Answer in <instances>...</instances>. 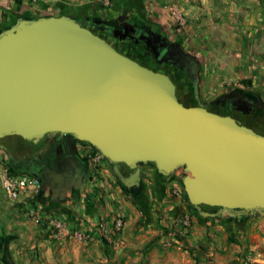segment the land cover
I'll use <instances>...</instances> for the list:
<instances>
[{
  "label": "crops",
  "instance_id": "0c3cea01",
  "mask_svg": "<svg viewBox=\"0 0 264 264\" xmlns=\"http://www.w3.org/2000/svg\"><path fill=\"white\" fill-rule=\"evenodd\" d=\"M5 1L9 0H0V5ZM45 1L23 2L28 19L55 11L52 16L118 29L142 26L145 21L153 29L169 21L156 0L146 7L145 15L141 0H105L104 4V0H49L47 11ZM177 2L188 23L171 37V43L174 46L177 41L195 61L197 89L214 95L233 93L239 89L237 83L245 81V102L252 99L264 106V0L256 7L245 6V0ZM3 17L0 8V32ZM0 147L7 153L0 154L5 164L41 181L36 203L43 213L61 218L73 231L92 234L89 242L55 238L47 223L28 217L22 204L5 195L0 181V236L16 237L9 245L14 264H195L188 249L199 245L207 252L198 264H229L237 256L242 264H264V211L244 215L221 209L213 214L200 212L206 218L200 222L180 188L182 168L166 174L154 163H142L139 176L126 180L107 159L100 170L87 157L90 164L83 174L71 166L64 170L57 166L39 175L31 170L29 159H24L31 154H13L5 145ZM44 160L40 156L37 163L44 165ZM1 169L0 165V173ZM190 216L187 226L184 220ZM117 217H123L125 227L119 242L106 246L99 228L104 220ZM178 233L182 241L176 239ZM1 258L0 254V264H4Z\"/></svg>",
  "mask_w": 264,
  "mask_h": 264
},
{
  "label": "water",
  "instance_id": "95a60500",
  "mask_svg": "<svg viewBox=\"0 0 264 264\" xmlns=\"http://www.w3.org/2000/svg\"><path fill=\"white\" fill-rule=\"evenodd\" d=\"M176 91L167 74L74 19L21 20L0 34V139L71 135L117 171L121 164L135 170L134 178L142 163L166 174L185 168L194 206L264 211V135L206 107H186Z\"/></svg>",
  "mask_w": 264,
  "mask_h": 264
},
{
  "label": "flooded vegetation",
  "instance_id": "af4514ba",
  "mask_svg": "<svg viewBox=\"0 0 264 264\" xmlns=\"http://www.w3.org/2000/svg\"><path fill=\"white\" fill-rule=\"evenodd\" d=\"M86 27L93 31L98 30V26L91 24H88ZM109 28L113 30H102V35H106L107 37L112 36L114 39L117 38L115 39L117 48H120L123 53L127 52L128 54L130 50L135 56V61L150 69L160 68L159 72L167 74L176 82L180 80L184 82L186 77L191 81L195 78L197 80V67L191 58L184 55L180 49L171 47L160 38H157L154 33L138 28H136V30L125 28L120 31L114 27ZM180 87L176 85V94L179 101L183 100L184 102H188L186 96L181 95L182 91ZM182 89L186 90L187 85L182 87ZM225 105L227 106L228 103H225ZM262 107L263 105L260 104L259 108ZM206 108L208 110H214L209 107ZM259 108L258 110L264 113V109ZM231 117L243 123L238 117L234 116V114H232ZM70 138V135L50 133L38 143L26 141L27 143L24 144L23 140L15 141L16 139L12 138L13 140H8L5 146L13 154H31L30 156L33 159L30 160H32L33 163L30 164V168L39 175H44L48 169L53 170V168L57 166L63 170L71 166L74 172L83 174L90 164L88 163L87 154H92V150H82V148H79L80 143L85 142H81L77 139L71 140ZM40 156L45 159L44 165L37 163Z\"/></svg>",
  "mask_w": 264,
  "mask_h": 264
},
{
  "label": "rangeland",
  "instance_id": "374dc122",
  "mask_svg": "<svg viewBox=\"0 0 264 264\" xmlns=\"http://www.w3.org/2000/svg\"><path fill=\"white\" fill-rule=\"evenodd\" d=\"M24 1H29V0H9V1L3 2L0 5V8L3 10V16H4L3 17L4 24L2 26V28L4 30H2L0 32V34L4 33L6 31V29H8L9 27L13 28V26L21 20L34 21V20L41 19L43 17H45V18L55 17V16H52V15H54L55 11H47L50 7V3L48 0V1H45L46 7H44V8L47 11L45 13L46 14L45 16L44 15H38V16L36 15L33 19H28V17H29L27 15L28 13H26V11L22 8ZM108 1L110 3H112L111 0H108ZM18 2H20L21 4H18ZM104 2H105V0L103 1V4H104ZM140 2L142 3L143 14L145 15L147 12V9H148V8L146 9V7H148L149 5H151L150 3H153L155 1H153V0H141ZM156 2H157V6L160 9V12L161 13L163 12L162 14L166 15V17L169 18V21L166 20L168 23H166L164 26L155 24V27L152 29V27H150V26H152L153 24L149 23L148 21H145L144 22L145 25L136 26V27L132 26V25L125 26V27H123V29L119 28V31L124 30L125 28L126 29L132 28L134 30H136V28H138L141 30H146V31L152 32L157 36V38H160L162 41L166 42L169 46L177 48V49L179 48L180 51L184 53V49L180 46L179 43H177V41H174V43H175L174 46L172 45L171 37L173 35L176 36L178 34L177 30L179 28H182L184 25H186L188 23V18L185 14V11L182 10L183 14L185 16V19H186V23L184 25H181V24H178L173 19V17L171 16V14L169 13V11L167 9V7L170 4H177L178 5L177 0H156ZM259 2H262V0H245V6L250 5V6L256 7ZM190 5H193V3H190ZM153 22H155V21H153ZM84 24H89V23L84 22ZM115 29H118V28H115ZM124 32H126V31H124ZM191 60L195 63V61L193 59H191ZM197 72H198V69H197L196 73ZM243 83L244 84H242L239 81L237 83L239 89H236V91H234L233 93H232V91H228L227 93L214 95V94H210V93L206 92L204 89L203 90L196 89V94H195L194 98H191V100H189V99H187L188 98L187 97L186 99L188 100V102H186V103L194 102L193 100H195L196 103L200 104L201 106L209 107L210 109H214V110H217L219 112L227 111L231 114H234V116L238 117L243 123L252 124L254 126H256L257 123H260V126H258L260 131H258V133L263 135L264 134V116L263 115H262L263 117L258 116L256 120L254 119V117L256 115H258L257 110H258L260 104L258 105V103H255V102L253 103L252 99L251 100L247 99L250 102H248V101L245 102V81ZM225 103H228V105L226 106ZM12 138L16 139L15 141H17V140L22 141L23 140L24 144L27 143L24 139H22L19 136H8L6 138L0 139V144L6 145L8 140H10V139L13 140ZM70 139L74 140L76 138L74 136H71ZM79 148H82V150L85 151V150H93L94 147L89 143H80ZM182 170L184 171V173H182L180 176L179 184H180V188L182 190H184V192H185L183 180H184V178L189 177V172H187L186 169L183 167H182ZM187 173H188V176H187ZM185 194H186V192H185ZM218 211H220V209H218L217 212ZM232 213L240 214V215L243 214L242 211H240V212L233 211ZM192 215H193V213H192ZM191 220L192 219L190 216V218H188V224L189 225H187V226H190ZM183 233H185V232H183ZM180 234L181 233H178V235H180ZM220 253H222V252H220ZM237 257L239 259H241V257H239V256H237ZM237 257H236L235 262L231 261V262H229V264H232V263L242 264V260L239 261L237 259Z\"/></svg>",
  "mask_w": 264,
  "mask_h": 264
},
{
  "label": "built area",
  "instance_id": "2783aa9c",
  "mask_svg": "<svg viewBox=\"0 0 264 264\" xmlns=\"http://www.w3.org/2000/svg\"><path fill=\"white\" fill-rule=\"evenodd\" d=\"M167 9L178 24L184 25L186 23L185 16L179 5L170 4ZM0 154L7 153L0 147ZM87 157L93 163L95 168L104 170V168L101 167V162L106 158L101 152L93 148L92 154H87ZM0 165L2 167L0 181L5 195L14 203L22 204L27 210L26 213L28 217L37 222L47 223L53 231V236L55 238L73 237L82 242H89L92 239V234L89 231H73L61 218L54 215L47 216L38 208L36 196L39 193L42 184L37 177L15 171L11 165L5 164L4 159L1 156ZM185 222L188 223V218L185 219ZM124 227L125 222L123 217H117L112 220H104L98 233L101 240L114 245L119 242Z\"/></svg>",
  "mask_w": 264,
  "mask_h": 264
},
{
  "label": "trees",
  "instance_id": "16d2710c",
  "mask_svg": "<svg viewBox=\"0 0 264 264\" xmlns=\"http://www.w3.org/2000/svg\"><path fill=\"white\" fill-rule=\"evenodd\" d=\"M18 4H21L20 2H18ZM83 26H87L88 24H84L82 22H80ZM91 25H94V26H98V30H92L95 34H97L98 36H100L101 38L105 39L106 41H108L113 47H115L119 52H121L122 54L128 56L129 58L135 60V56L133 53H131V51L129 50V54L126 52V53H123V51L120 49V48H117V46L115 45V39L117 38H113L112 36H109L107 37L106 35H102L103 31L102 30H113V29H110L109 27H106L104 25H100L98 23H95V22H92V23H89ZM110 38V39H109ZM139 63V62H138ZM141 64V63H139ZM142 65V64H141ZM144 66V65H143ZM146 67V66H145ZM156 72H159L160 68L158 69H152ZM158 70V71H157ZM173 80V79H172ZM181 81V80H180ZM174 81L176 85H178L182 91L181 95H184L186 96L187 99L191 100V98H194L195 94H196V89H197V80L196 78L191 81L190 79H188L187 77L185 78V81ZM186 83V84H185ZM185 85H187V89L186 90H183L182 87H184ZM194 102H189V103H186L184 102L183 100L180 101L182 104H184L186 107H193V106H200V104L196 103L195 100H193ZM264 106L262 108H259V109H263ZM209 111H212L214 113H218L220 115H223V116H232L231 113L225 111V112H218L217 110H209ZM259 110H257L258 112ZM264 116V113L262 114V112L259 111L258 115H256L254 117V119L256 120L258 116L260 117H263ZM253 119V120H254ZM240 125H244V126H247L249 128H252L255 132L258 133V131H260V129L258 128V126H260V123H257L256 126L252 125V124H246V123H241L239 122V120L237 121ZM262 132V131H261ZM264 135V134H263ZM2 145V144H0ZM5 149H7L5 147ZM8 150V149H7ZM9 152H11L9 150ZM24 159H33L32 157H28V158H24ZM33 161L30 160L29 161V164H32ZM15 171H18L20 173H22L21 171L18 170V168H13ZM118 171H119V175L121 176V178L123 179H127L129 180L132 176L134 177V174H135V170H132L130 169L128 166L124 165V164H121L118 166ZM27 175V174H26ZM186 198H187V195H185ZM188 200V198H187ZM190 209L192 211V213L196 216V218L201 222V221H204V217L200 216V212H207V213H216L218 209V207H210V206H206V205H200V206H194L192 204H190ZM165 233H170V232H165ZM188 233V228H187V231H186V234ZM176 239L182 241L183 239V235H178L176 234ZM16 239L15 236H0V254L2 255V262L4 264H14L13 261L11 260V256H10V252H9V245L11 244L12 241H14ZM232 242L235 240L233 237L230 239ZM104 244L106 246H111L109 245L106 241H103ZM189 253L194 257L195 259V264H198L199 261H200V257L203 253H206L207 252V248L204 246V245H199L197 248H191V249H188Z\"/></svg>",
  "mask_w": 264,
  "mask_h": 264
}]
</instances>
